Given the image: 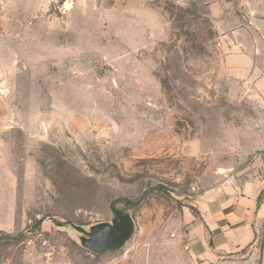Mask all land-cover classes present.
I'll list each match as a JSON object with an SVG mask.
<instances>
[{"label":"rangeland","instance_id":"obj_1","mask_svg":"<svg viewBox=\"0 0 264 264\" xmlns=\"http://www.w3.org/2000/svg\"><path fill=\"white\" fill-rule=\"evenodd\" d=\"M71 8L0 0V264L188 262L198 195L264 172V97L225 62L231 24L205 0ZM115 210L133 233L98 249Z\"/></svg>","mask_w":264,"mask_h":264},{"label":"crops","instance_id":"obj_2","mask_svg":"<svg viewBox=\"0 0 264 264\" xmlns=\"http://www.w3.org/2000/svg\"><path fill=\"white\" fill-rule=\"evenodd\" d=\"M70 1L71 10L77 5L85 10L95 2ZM205 1L219 24H231L230 32L221 30L227 66L264 97V0ZM243 25L251 31L248 37ZM196 206L197 216L189 220L186 233L189 261L183 264H256L253 257L264 245V172L235 186L211 188L198 195ZM168 264L179 261L173 257Z\"/></svg>","mask_w":264,"mask_h":264},{"label":"water","instance_id":"obj_3","mask_svg":"<svg viewBox=\"0 0 264 264\" xmlns=\"http://www.w3.org/2000/svg\"><path fill=\"white\" fill-rule=\"evenodd\" d=\"M134 222L128 213H122L113 219V225H106L97 235L91 237L102 245L98 249L117 248L133 233ZM106 244V245H105Z\"/></svg>","mask_w":264,"mask_h":264},{"label":"built area","instance_id":"obj_4","mask_svg":"<svg viewBox=\"0 0 264 264\" xmlns=\"http://www.w3.org/2000/svg\"><path fill=\"white\" fill-rule=\"evenodd\" d=\"M253 261L256 264H264V245L261 246V249L254 255Z\"/></svg>","mask_w":264,"mask_h":264},{"label":"trees","instance_id":"obj_5","mask_svg":"<svg viewBox=\"0 0 264 264\" xmlns=\"http://www.w3.org/2000/svg\"><path fill=\"white\" fill-rule=\"evenodd\" d=\"M65 0H59V3H63ZM258 202H259V198H258ZM122 213L120 212V211H116L115 210V215L116 216H119V215H121Z\"/></svg>","mask_w":264,"mask_h":264}]
</instances>
